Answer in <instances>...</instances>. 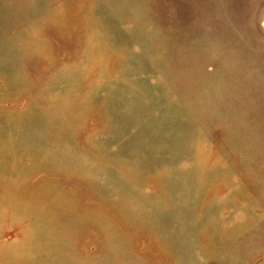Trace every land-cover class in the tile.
I'll return each mask as SVG.
<instances>
[{"label": "rangeland", "instance_id": "374dc122", "mask_svg": "<svg viewBox=\"0 0 264 264\" xmlns=\"http://www.w3.org/2000/svg\"><path fill=\"white\" fill-rule=\"evenodd\" d=\"M0 264H264V0H0Z\"/></svg>", "mask_w": 264, "mask_h": 264}]
</instances>
